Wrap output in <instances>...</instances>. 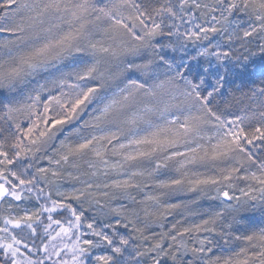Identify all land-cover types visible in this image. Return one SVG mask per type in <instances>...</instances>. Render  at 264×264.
Segmentation results:
<instances>
[{"label":"snow or ice","instance_id":"snow-or-ice-1","mask_svg":"<svg viewBox=\"0 0 264 264\" xmlns=\"http://www.w3.org/2000/svg\"><path fill=\"white\" fill-rule=\"evenodd\" d=\"M0 264H264V0H0Z\"/></svg>","mask_w":264,"mask_h":264},{"label":"trees","instance_id":"trees-1","mask_svg":"<svg viewBox=\"0 0 264 264\" xmlns=\"http://www.w3.org/2000/svg\"><path fill=\"white\" fill-rule=\"evenodd\" d=\"M261 71V64L259 61L256 62V66H255V73H256V76H259V73ZM258 82V81H257ZM180 198H186V197H180Z\"/></svg>","mask_w":264,"mask_h":264}]
</instances>
